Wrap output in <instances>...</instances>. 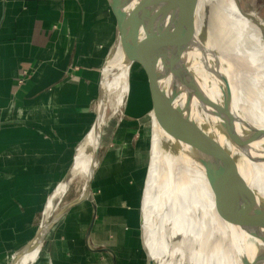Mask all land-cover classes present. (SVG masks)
<instances>
[{
  "label": "crops",
  "instance_id": "crops-1",
  "mask_svg": "<svg viewBox=\"0 0 264 264\" xmlns=\"http://www.w3.org/2000/svg\"><path fill=\"white\" fill-rule=\"evenodd\" d=\"M90 12L83 0H0V264L33 239L95 122L103 68L118 41L111 8L101 22L105 35H97L100 20ZM143 122L119 124L103 137L91 198L52 229L33 264H147ZM155 156L158 223L150 230L159 232L163 264L173 219L156 147ZM93 221L95 251L86 245Z\"/></svg>",
  "mask_w": 264,
  "mask_h": 264
},
{
  "label": "bare ground",
  "instance_id": "bare-ground-1",
  "mask_svg": "<svg viewBox=\"0 0 264 264\" xmlns=\"http://www.w3.org/2000/svg\"><path fill=\"white\" fill-rule=\"evenodd\" d=\"M131 1L130 10L137 0ZM207 1L199 0V8ZM214 1L218 4V41L214 46L218 44L219 53L199 37L193 44L179 40L182 20L177 12H172L175 18H171L173 0H149L151 7L143 12L144 25L139 23L141 32L151 29V22L156 23V30L162 24L163 30L172 28L157 71L159 84L172 99L175 134L169 136L156 122L152 130L173 219L163 264H264V220L262 228L252 227L255 211H264V138L253 139L264 130V23L256 14L241 12L237 0ZM205 34L212 37L214 32ZM117 41L103 73L105 103L96 131L80 146L69 179L50 198L45 221L51 219L55 200L67 192L70 183L78 177L85 181L91 175L98 134L107 126L110 100L117 95L114 110L119 111L129 93V64ZM242 47H250L252 52L249 55L247 49L245 61L237 66L236 57ZM192 54L202 60L206 75L211 77L202 89V98V79L194 77ZM187 76L189 84L183 86ZM243 85L253 90V97L243 93ZM191 138L210 146L216 143L245 180L248 193H238V216L230 217L219 184L205 172L202 162L211 160L191 146ZM38 251L35 247L21 264H31ZM159 260L157 254L153 264H162Z\"/></svg>",
  "mask_w": 264,
  "mask_h": 264
},
{
  "label": "water",
  "instance_id": "water-1",
  "mask_svg": "<svg viewBox=\"0 0 264 264\" xmlns=\"http://www.w3.org/2000/svg\"><path fill=\"white\" fill-rule=\"evenodd\" d=\"M130 1L131 0H107L116 20L117 40H119L122 52L126 58L127 63L129 64V80L133 65L138 64L148 79L149 92L152 102V120L153 122H156V124L163 132L167 133L171 137H174L175 112L173 109L172 99L169 97L166 89L162 88L159 84V74L157 71L161 56L163 55V52L170 41L172 28L163 30V28L161 27L164 25L162 24V26H159L160 28H157L156 30V23L151 22V29L146 30V32H141L142 29L140 30L139 23H141V25H144L142 20L143 12L146 9H150L151 4L149 0H137L132 10H130ZM199 4V0H173L172 2L170 10L171 18L174 20L175 15L172 12H177V16H179L182 20L178 38L184 44H186V42H188L189 44H193V40L195 39V37H197L198 22H201V13L204 8V5L202 6V8H199ZM103 80L104 79L102 77L98 92L97 116L89 133L96 131L97 124L101 116L102 107L105 103V94L102 87ZM105 127L106 126L102 127L98 134V145L94 153L95 164L91 171V175L83 183L80 195L76 199L62 207L54 216H52L50 220L43 221L33 239L22 250L14 254L8 264H21L22 260L28 254H30L31 251L35 249V247L39 249V255L47 236L52 231V229L62 220V218L70 210L83 205L87 200L91 198L93 179L100 164V152L102 148ZM192 128L196 132H198V128L196 125L193 124ZM263 138L264 130H260L254 135L253 139L259 141ZM190 144L195 150L209 157V159L211 160L210 162H202L203 166L205 167V172L219 184L225 204L229 210L230 217L233 218L235 216H238V214L240 213V209L237 205V199H239L238 193H248V189L245 184V180L241 177L236 166H234L233 161L230 159L228 154H225L219 147L215 146L216 143H214L213 146H210L208 144H204L202 141L200 143H197V141H193V139L191 138ZM215 147L218 150L216 152ZM211 163H216L218 165L213 166ZM147 180L145 179L142 199H144ZM93 205H95V203H93ZM255 212L256 213L253 214L255 216L252 219V227L262 228L261 222H263L264 220V211L258 209V211ZM93 224L94 221L91 223L87 231L86 245L90 250L95 251V249L91 245V232ZM141 229L143 248L147 258V264H153V259L150 257L145 246L143 228ZM96 251L106 252L110 255H113V253L107 249ZM35 260L31 264H33Z\"/></svg>",
  "mask_w": 264,
  "mask_h": 264
},
{
  "label": "rangeland",
  "instance_id": "rangeland-1",
  "mask_svg": "<svg viewBox=\"0 0 264 264\" xmlns=\"http://www.w3.org/2000/svg\"><path fill=\"white\" fill-rule=\"evenodd\" d=\"M83 3L87 6V8H90V14L92 17H95V19L100 20L99 28L97 31V35H100L102 32L105 35L107 34V28L106 26H103L104 23H101L104 21L105 18L110 17V8L108 6V3L106 0H83ZM238 7L240 8L241 12H244L248 15L256 14L258 20L262 23H264V0H237ZM218 4L214 0H208L204 4V8L201 13V25H199L197 28V37L201 38L203 42H206V45L211 50H215L219 53V50L217 48L218 44L216 43L214 46V42L218 41V27L216 25V21L218 18ZM205 13V14H204ZM213 14V15H212ZM215 15V16H214ZM214 16V17H213ZM217 16V17H216ZM205 18V19H204ZM216 19V20H215ZM114 25L113 30L114 34L116 32V26H115V19H113ZM208 24V25H206ZM215 25V26H214ZM201 26L204 28L205 32H214V35L211 37L210 35H204L201 32ZM211 28V29H210ZM109 33V30H108ZM89 35H93V33L88 32ZM206 38V39H205ZM216 39V40H215ZM214 47V48H213ZM248 49L249 55H251L252 48L250 47H242L236 57V64L237 66H240L245 60L246 56V50ZM193 58H195V61L193 62V69L197 81L201 77L200 81V97L203 96V87L206 85V83L209 82L210 76L206 75V69L202 66V60L194 56L195 54H192ZM188 58L191 57V55L187 56ZM93 62V58H92ZM192 75V74H191ZM189 77L185 78L183 80L182 84L183 86H188ZM191 86V85H190ZM253 90L248 88L246 85H243V93L247 94L248 97H253ZM250 94V95H249ZM116 96L114 95L109 103V113L107 115L108 122L107 126L104 130L103 137L106 135H110L112 131H114L119 124H125L126 122H137V120L145 121L146 123H141L139 127V131L137 133H143L144 136L142 137V144H144V147L146 149V165L149 167L150 162V168L148 173V180H147V186L145 187V195L144 199H142V219L144 223V228L146 232V238H145V246L147 248V251L151 258H153V262L157 256L158 248L160 245L159 241V235L156 234V230L151 228H155V225L158 223L157 221V206L155 204L154 194L157 191V177H156V156H155V146L153 142V120H152V102H151V96L149 92V84L148 79L145 75V73L142 71V69L139 67L138 64H134L131 70L130 74V80H129V93L127 94L124 104L122 108L119 111L114 110L115 102H116ZM199 97V96H198ZM191 98L193 99L194 96L191 95ZM196 98V97H195ZM200 98V99H201ZM198 110V109H197ZM198 113V111H197ZM107 139V138H106ZM147 175V173H146ZM84 180L82 177L76 178L71 186L69 187V190L67 194L63 197V199L60 201V203L57 206V211L53 214V216L66 204L76 199L82 190L83 182ZM81 184V185H80ZM145 186V185H144ZM80 191V192H79ZM79 208H82L80 206ZM56 210V209H55ZM54 210V211H55ZM46 211V210H45ZM52 218V217H51ZM45 221V220H44ZM162 241V240H161ZM162 243V242H161ZM150 248V249H149ZM146 255V254H145ZM147 262V258H146Z\"/></svg>",
  "mask_w": 264,
  "mask_h": 264
}]
</instances>
